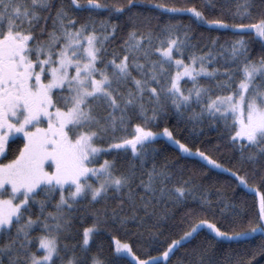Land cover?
I'll list each match as a JSON object with an SVG mask.
<instances>
[{
	"label": "snow or ice",
	"instance_id": "obj_1",
	"mask_svg": "<svg viewBox=\"0 0 264 264\" xmlns=\"http://www.w3.org/2000/svg\"><path fill=\"white\" fill-rule=\"evenodd\" d=\"M207 4L219 7L220 14L213 18L203 5L176 7L153 0H0V157L23 138L18 154L0 163V264H161L205 230L209 245L260 235L257 247L230 256L227 264H259L257 258H264V192L250 183L264 185V51L253 58L249 43L258 38L264 49V0ZM153 11L171 18L188 14L198 27L232 31L236 39L214 54L219 44L214 38L207 53L192 52L185 62V52L198 47L191 26L172 19L153 25L158 19ZM126 26L122 54L106 59L107 45ZM217 55L224 60L222 71L208 67ZM200 77L215 80L214 87L227 94H214ZM185 78L192 84L187 90ZM173 115L193 125L206 118L222 121V135L238 147L239 163L250 164L251 174L226 168L199 148L193 152L168 126L153 130ZM121 131L128 134L117 135ZM160 138L255 192L257 211L249 215L243 203L219 198V220L201 218L203 207L188 209L181 218L187 230L158 256L141 258L130 243L113 236L111 257L89 261L87 246L101 223L126 229L134 221L144 230L138 235L146 231L152 246L164 235L169 204L183 207L189 196L197 199L198 186L191 180L173 183L171 166L156 164L160 150L154 144ZM113 152L116 157L98 164L99 157ZM129 152L127 167L118 166L119 154ZM208 191L199 199L215 216ZM110 196L116 207L95 208ZM54 199L55 211H47ZM83 200L96 219L83 229L82 245L61 247L72 235L73 213ZM34 228L43 234L33 236ZM188 257L179 264H220L201 245H194Z\"/></svg>",
	"mask_w": 264,
	"mask_h": 264
},
{
	"label": "trees",
	"instance_id": "obj_2",
	"mask_svg": "<svg viewBox=\"0 0 264 264\" xmlns=\"http://www.w3.org/2000/svg\"><path fill=\"white\" fill-rule=\"evenodd\" d=\"M231 2L232 0H213V3H216L217 5ZM153 3H165L169 6L176 7L195 6L198 9H201V5H203L202 10L205 11L206 15L209 14V11H211V16L213 18L220 14L219 7L210 9V6L207 4V0H153ZM144 10L147 11V9ZM152 15L154 17H158V19H153V25H163L172 19L173 23L179 21L184 25L191 26L192 34L194 36L193 43H196L198 47L195 49H189L185 52L183 57L185 62H188V56L192 52H195L197 55L207 53L212 47L211 41L214 38H219V44L215 46L214 54L219 53L220 45H226L236 39L232 31L207 30L203 26L198 27L194 19L190 18L188 14L176 15L174 18H171L168 14H162L159 11H153ZM225 19L229 23L234 22L231 16L227 13H225ZM248 22L249 21L247 20L245 21V23ZM129 30V27H124L117 33L116 39L107 45L108 55L106 56V59H112L113 53L116 55L122 54V39L127 36V32ZM202 33L203 37L201 36ZM249 43L252 57L258 58L262 54V51H264V49H262V42L259 41L258 38H253ZM223 64L224 60L219 55H217L216 61L209 64L208 67L209 69L221 68L222 71ZM220 78L223 79V77ZM199 82L203 85L212 87L214 94H227V92H221L219 89L214 87L216 84L215 80L200 77ZM182 83L185 90L192 87L191 82L186 78L184 81H182ZM236 83H238V80ZM196 110L199 111V107H196ZM168 121L169 122L167 125H165L164 122H161L159 127H156L153 130L160 131L164 126H168L173 131L175 138L180 140L182 143L187 144L191 149L196 150L199 148L213 159H216L224 167L231 168L233 170H239L241 175H243L246 171L249 173V175L251 174L252 166L250 164H245L242 166L239 163L240 152L238 147L233 146L230 143L227 135H222V121L216 123L206 118L203 123L193 125L186 120H178L174 115L169 117ZM138 122V120L133 121V123ZM131 131L132 128H129L128 133ZM128 133L121 131L118 132L117 135H127ZM154 146L160 150L159 155L156 157V164L159 166L163 165L164 163H168L171 166L172 170L175 172L173 183L179 184L184 180H191L192 184L198 186V191L196 193L197 199L193 200L192 197L189 196L183 207H173L171 204H169L168 219L163 222L164 235L160 236L159 243L152 246H149L147 243L148 233L146 231L143 237L138 235L139 231L144 230L137 229L136 222L134 221H129L126 229L121 228L118 225H114L110 221L107 224L101 223L99 225V232L92 240H90V243L87 246L89 248L87 254L89 261L93 256H98L101 260H107L111 257L113 249V236L117 237L121 241L130 243L133 247V250L141 258H146V254L158 256L166 249L168 243H170L173 239H179L183 232L187 230L188 224L181 223V218L184 213L188 211V209L194 208L199 211L201 207H203V212L200 213L201 218L219 220L220 212L219 206H217L219 198L230 200L236 204L243 203V207L249 215L257 211L258 197L256 196L255 192H251L242 185H239L238 181H236L235 178L229 173L223 172L221 169H213L208 166L206 162L201 161L195 156H188L186 154L180 153L177 147L169 143L164 138L158 139ZM21 147H23L22 137L18 138L16 142L11 145V148L7 152L6 156L1 159V161L13 159L14 156L18 154V150ZM130 155V152L128 154L120 153L119 156L121 158L117 161L118 166L126 168L129 163L128 158H130ZM116 156L117 153L115 152L102 155L99 157L98 164L102 163L104 159L112 160ZM147 167H151V162L148 163ZM250 183L255 184V186L261 192H264V185L259 184L258 181L250 179ZM204 189H209L208 198L211 200L213 208H215V216L213 215V211L211 209H209L206 205L201 204L199 196ZM142 191V189H137V194H141ZM58 198L59 194L57 193L55 199ZM40 199H43V195H41ZM55 199L52 201V203L47 205V211H55ZM88 203L89 202L87 200H83L77 206L79 211L73 213L74 218L72 235L67 240L61 241V247H63L64 243H68L69 245H82L83 229L85 227L91 226L96 219L90 214V211L85 210L88 206ZM117 203L118 201L110 196V198L106 201L102 200L95 204V208L103 209L105 205H107L109 208H112L116 207ZM160 208L163 210V205H161ZM33 211L38 213V206H34ZM125 211H128L127 206L125 207ZM139 214L143 215V211H141ZM220 225L223 228H230L229 223L225 220H220ZM153 230L155 231L156 229ZM41 234H43L41 228H34L32 232L33 236H38ZM206 234L207 232L205 230L200 236L193 240L191 244L176 250L175 254L171 255L169 261L165 262L162 259L161 264H179L181 260H187L189 258L188 253H190L194 245H201L204 248H208L209 254L218 260L220 264H227V260L230 256H235L237 254L244 255L247 250L257 247L262 242L260 235L255 234L247 241L217 240L213 241L212 244L209 245V243L204 239ZM209 239H211L210 236ZM77 254H79V248L77 249ZM68 255H71V253H68ZM257 259L259 264H264V258L258 257Z\"/></svg>",
	"mask_w": 264,
	"mask_h": 264
},
{
	"label": "rangeland",
	"instance_id": "obj_3",
	"mask_svg": "<svg viewBox=\"0 0 264 264\" xmlns=\"http://www.w3.org/2000/svg\"><path fill=\"white\" fill-rule=\"evenodd\" d=\"M43 126H46V123H45V125H43ZM164 139H166L167 140V138H164ZM172 144V143H171ZM172 145H174V144H172ZM175 147H177L176 145H174ZM178 148V147H177ZM193 150V149H192ZM195 150H193V152H194ZM187 155V154H186ZM197 158H199V157H197ZM9 161V160H8ZM8 161H1L0 160V163H7ZM98 166V165H97Z\"/></svg>",
	"mask_w": 264,
	"mask_h": 264
},
{
	"label": "flooded vegetation",
	"instance_id": "obj_4",
	"mask_svg": "<svg viewBox=\"0 0 264 264\" xmlns=\"http://www.w3.org/2000/svg\"><path fill=\"white\" fill-rule=\"evenodd\" d=\"M3 157H0V160L2 159Z\"/></svg>",
	"mask_w": 264,
	"mask_h": 264
}]
</instances>
